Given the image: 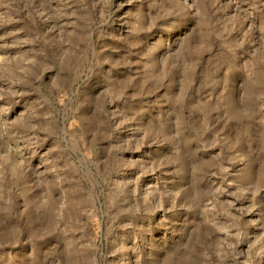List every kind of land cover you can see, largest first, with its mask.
I'll return each mask as SVG.
<instances>
[{
  "label": "rangeland",
  "instance_id": "1",
  "mask_svg": "<svg viewBox=\"0 0 264 264\" xmlns=\"http://www.w3.org/2000/svg\"><path fill=\"white\" fill-rule=\"evenodd\" d=\"M0 264H264V0H0Z\"/></svg>",
  "mask_w": 264,
  "mask_h": 264
}]
</instances>
